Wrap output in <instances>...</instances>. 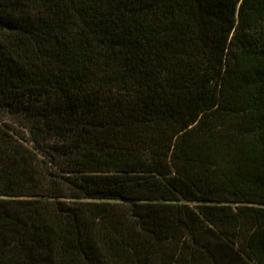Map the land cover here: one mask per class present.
<instances>
[{"label": "trees", "instance_id": "trees-1", "mask_svg": "<svg viewBox=\"0 0 264 264\" xmlns=\"http://www.w3.org/2000/svg\"><path fill=\"white\" fill-rule=\"evenodd\" d=\"M0 264H264V0H0Z\"/></svg>", "mask_w": 264, "mask_h": 264}]
</instances>
